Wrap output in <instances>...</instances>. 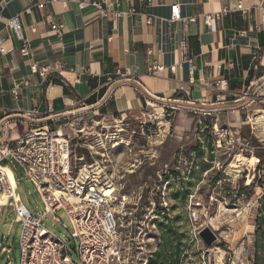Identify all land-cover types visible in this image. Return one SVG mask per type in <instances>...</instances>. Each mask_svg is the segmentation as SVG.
Returning a JSON list of instances; mask_svg holds the SVG:
<instances>
[{
  "label": "rangeland",
  "instance_id": "rangeland-1",
  "mask_svg": "<svg viewBox=\"0 0 264 264\" xmlns=\"http://www.w3.org/2000/svg\"><path fill=\"white\" fill-rule=\"evenodd\" d=\"M247 94L254 101L237 104V123L226 111L205 102L198 107L181 95L145 105L144 115L125 118L122 124L91 110L55 122L56 129L73 125L64 128V135L71 140L75 173L87 166L99 188L114 190L117 264H264V164L245 138L254 137L264 153V97L256 90ZM8 175L15 188L9 170ZM18 184L24 204L42 215L36 188L27 181ZM55 216L67 227L51 217L42 221L57 238L70 241L68 217L64 211ZM21 230L6 209L0 241L5 236L11 251L0 264H19ZM206 231L215 237L210 245ZM70 255L82 264L77 249L70 248Z\"/></svg>",
  "mask_w": 264,
  "mask_h": 264
},
{
  "label": "crops",
  "instance_id": "crops-1",
  "mask_svg": "<svg viewBox=\"0 0 264 264\" xmlns=\"http://www.w3.org/2000/svg\"><path fill=\"white\" fill-rule=\"evenodd\" d=\"M78 1L0 0L2 18H18L19 24L18 36L0 23V144L5 136L68 119L69 106L88 98L93 101L85 111L103 120L144 115L145 105L177 94L198 107L214 105L237 123V104L254 101L247 91L264 97V0H89L116 12L137 10L121 18L101 17L93 6L81 10ZM176 4L182 17L196 18L187 26L193 77L180 52L184 25L170 22ZM48 20L64 26L62 36L49 28ZM33 65L49 68L47 76L33 74ZM155 66L164 71L151 75ZM118 71L126 75L124 81L106 86ZM222 80L227 89L218 87ZM32 111L39 115L24 116Z\"/></svg>",
  "mask_w": 264,
  "mask_h": 264
},
{
  "label": "built area",
  "instance_id": "built-area-1",
  "mask_svg": "<svg viewBox=\"0 0 264 264\" xmlns=\"http://www.w3.org/2000/svg\"><path fill=\"white\" fill-rule=\"evenodd\" d=\"M150 3L151 0H148ZM81 10L93 6L99 16L104 18H121L133 16L137 10L132 8L129 12L114 11L111 6L79 0ZM42 8L44 5H38ZM219 18V16H215ZM196 18H184L180 14L179 5L171 6L170 22H182V40L180 52L182 62L189 66L190 76L196 73L194 59L188 57L189 32L188 24L195 22ZM210 16L205 17L209 22ZM49 21V20H48ZM6 22L8 26L19 36L18 18L5 20L0 15V23ZM48 26L60 37L64 26L49 21ZM32 26V32H36ZM4 53L3 49H0ZM23 55H28L27 48L22 50ZM33 74H39L45 78L49 68L39 70L37 65L31 68ZM164 71L163 66H155L150 71L151 75H157ZM126 75L118 71L115 76L107 79L106 86L114 87L124 81ZM76 78L74 83H79ZM227 81L219 82L218 87L224 89ZM18 89L12 93L18 96ZM184 91L183 88H180ZM88 99L79 100L67 109L68 119L75 117L88 107ZM53 114L52 110H49ZM39 115L38 111L25 113V117ZM124 119H121L122 122ZM54 122L43 123L34 126L20 136H5L0 144V199L7 197V202L0 206V224L4 211L8 209L14 215V222L21 224L22 230L19 237L20 261L19 264H75L70 255V244L75 243L82 264H117L121 261L119 242L120 231L116 210L110 200H105L98 187L97 181L92 178L87 166L75 173L71 162V140L64 135V128L73 125L64 123L56 129ZM2 128L0 126V135ZM116 147V146H114ZM6 160V164L3 162ZM84 161V159H80ZM89 169V168H88ZM12 172L14 185L8 175ZM86 170L87 172H83ZM19 181H27L32 184L41 198L44 212L39 215L33 208L28 207L18 194ZM64 211L69 219L72 229L71 240L64 242L52 234L43 223L44 217H51L55 222L66 228V224L60 221L55 213ZM10 235V233H9ZM5 236L0 241V258L10 253L11 249L4 242ZM6 264H13L9 260Z\"/></svg>",
  "mask_w": 264,
  "mask_h": 264
},
{
  "label": "trees",
  "instance_id": "trees-1",
  "mask_svg": "<svg viewBox=\"0 0 264 264\" xmlns=\"http://www.w3.org/2000/svg\"><path fill=\"white\" fill-rule=\"evenodd\" d=\"M56 83H59L60 84L61 82L60 81H56ZM100 93L102 95L104 93V90H101ZM92 101H93V99L92 100H89V103H92ZM245 138L250 139L251 146L258 151V152H256V157L260 160V162L262 164H264V153L263 152H260V150H259L260 147H261V145L259 144V142L254 137L249 136V135L247 137H245ZM150 264H156V262L154 260H151L150 261Z\"/></svg>",
  "mask_w": 264,
  "mask_h": 264
},
{
  "label": "bare ground",
  "instance_id": "bare-ground-1",
  "mask_svg": "<svg viewBox=\"0 0 264 264\" xmlns=\"http://www.w3.org/2000/svg\"><path fill=\"white\" fill-rule=\"evenodd\" d=\"M239 159H241V158H239ZM246 160H247V159H246ZM83 172H86V170H83ZM11 182H12V181H11ZM113 191H114V190L112 189L111 186H109V187H107V188L101 190L104 199H105V200H110V201L112 200L111 195H112V192H113ZM6 202H7V197H3V198H1V199H0V206L4 205ZM8 228H9V227H8ZM5 229H6V228H5Z\"/></svg>",
  "mask_w": 264,
  "mask_h": 264
},
{
  "label": "water",
  "instance_id": "water-1",
  "mask_svg": "<svg viewBox=\"0 0 264 264\" xmlns=\"http://www.w3.org/2000/svg\"><path fill=\"white\" fill-rule=\"evenodd\" d=\"M3 164H6V160L3 162ZM204 237H206L205 239L208 245L212 244L215 241V237L210 233V231H206ZM70 248L74 250L76 248L75 243H71Z\"/></svg>",
  "mask_w": 264,
  "mask_h": 264
}]
</instances>
